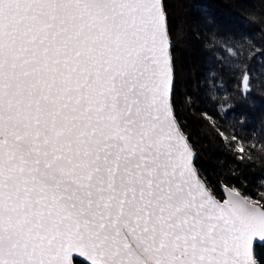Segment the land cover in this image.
Masks as SVG:
<instances>
[{
  "label": "snow or ice",
  "instance_id": "1",
  "mask_svg": "<svg viewBox=\"0 0 264 264\" xmlns=\"http://www.w3.org/2000/svg\"><path fill=\"white\" fill-rule=\"evenodd\" d=\"M199 18L216 39L208 98L235 99L222 118L246 109L227 128L204 116L252 161L257 144L232 129L264 113V48L225 49L217 17ZM173 50L167 0H0V264H264V175L255 195L221 182L217 196Z\"/></svg>",
  "mask_w": 264,
  "mask_h": 264
},
{
  "label": "trees",
  "instance_id": "2",
  "mask_svg": "<svg viewBox=\"0 0 264 264\" xmlns=\"http://www.w3.org/2000/svg\"><path fill=\"white\" fill-rule=\"evenodd\" d=\"M167 3L176 67L175 99L181 107L185 131L198 157L197 165L201 174L207 177L217 196L222 195L221 182L225 185L235 184L246 194L255 195L256 178L264 175V154L258 151L261 139L260 119L264 113L258 111L245 128L237 125L232 129L244 135L249 143L257 144V148L252 150V161L243 164L233 161L223 144L210 132L211 121L204 113L218 119L227 128L237 114L246 109L240 107L236 112H229L227 118H222L221 105L226 107L228 102L235 103V99L229 96V100L224 101V92H216L218 99L215 101L208 98L212 94L208 90L212 88L210 70L214 67V62L212 55L206 50L216 47V39L200 23L199 14L210 12L215 15L222 25L221 30L231 34L223 47L226 49L231 45L242 44L247 56L250 45H254L256 51L264 48V25L259 23L258 17L264 4L259 3V0H167ZM253 9L256 11H252ZM223 54V51L217 53ZM251 63L258 66L255 59ZM205 75L209 76L207 83ZM242 181L247 184V188H244ZM255 251L257 258L264 262V246H258Z\"/></svg>",
  "mask_w": 264,
  "mask_h": 264
},
{
  "label": "water",
  "instance_id": "3",
  "mask_svg": "<svg viewBox=\"0 0 264 264\" xmlns=\"http://www.w3.org/2000/svg\"><path fill=\"white\" fill-rule=\"evenodd\" d=\"M172 44H173V42H172ZM196 153V152H195ZM225 185V184H224ZM220 190H221V187H220ZM81 260H84V258H81Z\"/></svg>",
  "mask_w": 264,
  "mask_h": 264
},
{
  "label": "rangeland",
  "instance_id": "4",
  "mask_svg": "<svg viewBox=\"0 0 264 264\" xmlns=\"http://www.w3.org/2000/svg\"><path fill=\"white\" fill-rule=\"evenodd\" d=\"M222 194V193H221Z\"/></svg>",
  "mask_w": 264,
  "mask_h": 264
}]
</instances>
